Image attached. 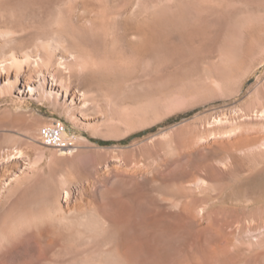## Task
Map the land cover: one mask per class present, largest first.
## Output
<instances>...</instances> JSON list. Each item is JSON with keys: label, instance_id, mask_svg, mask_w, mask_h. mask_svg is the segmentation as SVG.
I'll use <instances>...</instances> for the list:
<instances>
[{"label": "rangeland", "instance_id": "obj_1", "mask_svg": "<svg viewBox=\"0 0 264 264\" xmlns=\"http://www.w3.org/2000/svg\"><path fill=\"white\" fill-rule=\"evenodd\" d=\"M0 264H264V0H0Z\"/></svg>", "mask_w": 264, "mask_h": 264}, {"label": "built area", "instance_id": "obj_2", "mask_svg": "<svg viewBox=\"0 0 264 264\" xmlns=\"http://www.w3.org/2000/svg\"><path fill=\"white\" fill-rule=\"evenodd\" d=\"M40 137L48 146L58 147L61 149H76V135L67 132V125L61 118L54 119L40 129Z\"/></svg>", "mask_w": 264, "mask_h": 264}, {"label": "bare ground", "instance_id": "obj_3", "mask_svg": "<svg viewBox=\"0 0 264 264\" xmlns=\"http://www.w3.org/2000/svg\"><path fill=\"white\" fill-rule=\"evenodd\" d=\"M42 61H41V63H43V64H45V65H47L48 64V62H46L45 60H43V59H41ZM49 61V60H48ZM39 63V62H38ZM52 81H54L56 84L55 85H57L58 84V80H57V78H56V75H53V79H52ZM61 84H63V86H65L66 87V85H64V83H62L61 82ZM53 85V84H52ZM52 90H53V88H51ZM52 92V91H51ZM83 94H85V93H83ZM64 153H69V151H64ZM67 195L69 196V192L67 191Z\"/></svg>", "mask_w": 264, "mask_h": 264}, {"label": "trees", "instance_id": "obj_4", "mask_svg": "<svg viewBox=\"0 0 264 264\" xmlns=\"http://www.w3.org/2000/svg\"><path fill=\"white\" fill-rule=\"evenodd\" d=\"M104 143H109V142H104Z\"/></svg>", "mask_w": 264, "mask_h": 264}]
</instances>
